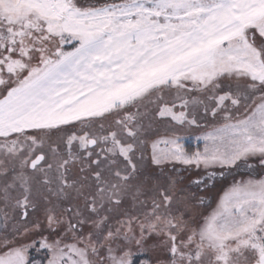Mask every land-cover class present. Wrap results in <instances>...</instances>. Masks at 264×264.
I'll return each mask as SVG.
<instances>
[{
	"label": "snow or ice",
	"instance_id": "1",
	"mask_svg": "<svg viewBox=\"0 0 264 264\" xmlns=\"http://www.w3.org/2000/svg\"><path fill=\"white\" fill-rule=\"evenodd\" d=\"M0 264H264V0H0Z\"/></svg>",
	"mask_w": 264,
	"mask_h": 264
}]
</instances>
